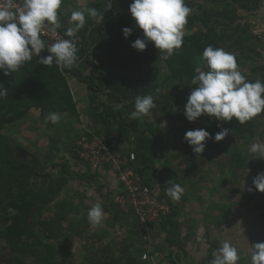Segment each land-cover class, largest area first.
Listing matches in <instances>:
<instances>
[{
  "label": "rangeland",
  "instance_id": "rangeland-1",
  "mask_svg": "<svg viewBox=\"0 0 264 264\" xmlns=\"http://www.w3.org/2000/svg\"><path fill=\"white\" fill-rule=\"evenodd\" d=\"M131 2L97 0L91 8L97 9L98 16L86 15L88 20L77 35L88 56L75 66L78 75L69 70V75L64 73L70 100L56 105L50 98L51 109L47 111L61 113L62 121H46L47 115L28 99L26 104H17L19 111L25 110L24 115L0 126V207L7 212L0 221V264H19L17 260L24 264H140L142 251L153 252L160 264H175L176 249H185L186 241H191V237L181 238L182 207L188 209L189 225L193 202H200V211L207 215L209 198L223 197L219 184L224 178L231 185L233 214L239 207L242 213L264 217V193L252 184L257 174L264 172V158L248 151L252 143H264V111L243 124L235 118L219 121L207 115L190 122L184 115L194 87L191 80L195 68L207 71L202 52L208 45L234 53L247 80L264 83V0H185L192 10L183 29L186 46L166 59L154 42L143 51L131 47L137 38H143V30L135 26L130 14ZM125 27L132 29L127 38L122 31ZM65 29H60L63 34ZM31 62L24 65V70L30 69ZM101 72L105 80L98 78ZM3 76L0 72L2 84ZM6 77L19 81L10 74ZM88 84L94 85L93 89H88ZM69 88L82 98L79 110ZM147 94L153 95L156 107L149 116L129 119L135 96ZM10 97L16 96L8 94L6 98ZM200 128L212 138L197 155L184 136ZM222 129H229V134L216 142L214 137ZM91 133L120 149L134 152L140 147L138 153L147 161L139 165L138 172L175 208L166 230L151 224L150 243L131 216L120 218L115 211L116 185L103 190L95 174L91 177L97 185L93 190L106 215L100 226L89 223L87 212L96 200L92 192L85 193L82 171L72 155L75 141ZM23 163L40 175L29 174ZM170 180L185 190L179 201L165 195ZM86 194L89 201L83 202ZM22 197L30 203L27 230L9 242L3 237V227L13 228L11 217L19 211L11 202ZM185 228L191 230L188 224ZM3 246L7 251L9 248L7 255Z\"/></svg>",
  "mask_w": 264,
  "mask_h": 264
},
{
  "label": "clouds",
  "instance_id": "clouds-1",
  "mask_svg": "<svg viewBox=\"0 0 264 264\" xmlns=\"http://www.w3.org/2000/svg\"><path fill=\"white\" fill-rule=\"evenodd\" d=\"M62 0H22L17 7L14 0H6L0 5V72L5 76L18 71L26 63L32 61L33 56L39 57L38 63L51 67L54 63L62 69H71L79 59L78 32L86 23V15L92 18L98 16L96 8L74 9L69 18L71 25L64 32L67 39H57L48 45L41 38L45 28L55 35L62 28L58 11ZM111 8V5H108ZM129 11L135 26L143 30V38H137L131 47L143 51L150 42L164 58L171 56L175 50L182 47L184 27L191 14V8L185 0H132ZM125 38L131 35L132 29H122ZM46 50L48 55L41 57ZM202 59L206 61L207 71L200 66L195 68L192 77V91L188 96L184 115L188 121H195L202 115L215 117L219 121H231L235 118L243 124L264 111V83L259 79L248 81L237 63L234 53L223 48L208 45L202 52ZM158 91V90H157ZM8 96V90L0 83V99ZM153 95H137L134 98V111L129 119L140 120L149 116L155 108ZM62 114L49 112L46 121L52 124L60 122ZM229 134V129H222L216 133V142L222 141ZM211 134L204 128L189 130L184 140L192 147L195 154H202L206 141ZM248 151L264 158V143H252ZM165 195L173 201H179L184 194V188L168 181ZM254 188L264 193V172H260L253 179ZM252 191V188L248 189ZM106 213L101 203H95L87 212L89 223L100 226ZM251 253V264H264V242L255 243ZM210 264H237L240 259L239 251L228 240L221 242V246L214 250Z\"/></svg>",
  "mask_w": 264,
  "mask_h": 264
},
{
  "label": "crops",
  "instance_id": "crops-1",
  "mask_svg": "<svg viewBox=\"0 0 264 264\" xmlns=\"http://www.w3.org/2000/svg\"><path fill=\"white\" fill-rule=\"evenodd\" d=\"M96 1L97 0H62L61 9L58 11L59 20L62 24V27L64 29H67L71 26L69 24V18L71 12L74 9H83L86 7L91 8L93 4L96 3ZM87 20L88 19H86V21ZM80 62L82 61H78L76 66ZM66 74L69 75V73ZM66 74H64V76H66ZM67 79H71V75L67 76ZM69 85L71 84L69 83ZM70 93H72V95L74 94L73 101L76 102L77 109L80 108L79 105H81L80 101L82 98L78 97V93H74L72 91ZM43 115H47V112ZM60 121H62V118ZM115 147L119 148V145ZM74 156L76 157V155H72V157L75 159ZM75 160L79 163V168L81 169V173L83 174L81 176V180L84 181V187H86L84 188V191L85 193L87 191L92 192L94 195L93 198L96 200V203L97 200L100 199L97 197V194L95 192L96 189L94 188V186L96 187L97 185H94V180L91 179L94 174L98 178L99 185L103 190L106 189V187L114 188V185H116V194L122 191V187L114 173V170L110 166L101 167L95 170L90 169L84 162L78 160L77 158ZM220 185H222L220 189H222L224 192V194L222 193L223 197H217V200L214 199L215 197L211 199L209 198V209H207V215L202 213L204 210L200 211V202L192 203L193 209L191 213V225H189V214H187L188 209H184L182 207L181 213L183 215L181 216L180 221L184 226L181 229V238L184 239L191 237V241H186L185 249L183 247L176 249L175 264H210V261L213 259V251L218 249L221 246V242L224 240H228L230 243L237 247L240 255V259L237 264H251V246L258 242H264V217H262L263 214H247V211V213H242V210H240L239 207L235 209L237 213L233 214V200L229 197L231 196L229 195L231 190L230 182H227L226 178H224L223 182H220L219 186ZM93 188L95 189V191L93 190ZM226 189L229 192L225 194ZM81 200L83 202L89 201V196H87L86 194L81 198ZM114 204L115 211L118 212V216L124 219L127 218V216H131L134 220L137 230H139L142 234V237L148 243H150L151 227L148 228V230L140 228L132 215H126L122 213L118 209L116 203ZM184 212L186 213V215ZM202 215L205 216V220L203 219L204 222L201 220ZM187 224L188 228L191 227L190 231L185 228ZM204 226L207 227L206 230L204 229ZM146 250L149 251V249ZM149 254L157 258V256L153 252H149ZM141 264H143V262Z\"/></svg>",
  "mask_w": 264,
  "mask_h": 264
},
{
  "label": "trees",
  "instance_id": "trees-1",
  "mask_svg": "<svg viewBox=\"0 0 264 264\" xmlns=\"http://www.w3.org/2000/svg\"><path fill=\"white\" fill-rule=\"evenodd\" d=\"M189 26H192V24H189ZM186 40H189V38H187ZM183 45L186 46L185 40H184ZM77 46L79 48V52L77 53L79 57L78 61H80L81 59L85 57V55L88 56V51H86V49L83 47L84 45L81 44L80 42H78ZM46 55H48L46 50H43L40 53L41 57L46 56ZM37 59H39V57L36 58L33 56L30 69L24 70V66H22L18 71L14 72L13 74H10L12 76H15L19 81H16L15 79H12L11 77L9 78V77L3 76V85L5 89L8 90V94L10 96H16V97L14 98L10 97V99H7V98L3 99V109H0V126L2 124L3 125L10 124L12 121L19 119L22 115H24L26 113L25 110L19 111L17 108L18 106L17 104H20L21 102L26 104L28 103V99H31L30 104H32V106L34 105L35 106L34 108H39L41 114L46 113L47 111H49V109H51L49 107L51 106L50 103L52 102H54L52 104L57 103L56 105H61L62 102L66 100V98L70 100L69 91L67 89V85L64 79L65 77L64 73H67V70H69L73 72L74 74L78 75V72L75 69V66L72 67L71 69H65L64 72H62L61 69L55 65V63L51 67H46L44 65L39 64ZM102 72H101L102 76L99 75L98 78H103V80H105L106 78L105 74ZM19 73L24 75V76L21 75L23 76L22 78L24 79H22L21 77H18ZM87 87L88 89H91V88L93 89L94 85L88 84ZM23 89H26L28 91H25L24 93ZM21 91L23 93H21ZM50 98H54L52 102H50ZM27 106H29V104L25 105V107ZM53 109H57V108H53ZM112 115L114 116V114ZM135 136H137V134H135ZM139 148L134 149V152L136 154L135 161L138 165V168H139V165L141 166L147 161V158L144 156V154L138 153ZM73 149L75 151L74 154L76 155V158L82 161L76 152L75 144H74ZM123 150H128V149H123ZM3 165H6V164L3 163ZM22 165H24L23 167L25 170L28 169L27 171L29 174L34 173L37 176L40 175L38 174V171H34V170L30 171L29 170L30 166L28 163L26 164L23 163ZM157 197L167 202V199H165L161 194H159V192H157ZM11 206L17 207L19 213H17L16 216L13 215L11 217L14 223L11 231L9 230L10 229L9 227H3V237L6 238V240L9 242L12 239L17 238L21 234L26 232L27 230L26 228L28 226L27 217L30 212V203L27 202L26 197L24 198L22 197L21 200H15L11 202ZM169 208H170V213L166 215L165 217H162L159 223H157L159 226L163 227V229L166 228V226L169 227V225L172 224L171 216L175 208L172 207L171 205H169ZM4 214L7 215L6 208L0 207V221L2 219V215L3 217L5 216ZM0 227H1V223H0ZM169 233L170 232H168V234ZM5 249H7V247L3 246V250L6 251L5 254L7 255L9 252V248H8V251ZM143 252L145 251L141 252L139 259H138V262L140 264L142 263L141 255ZM17 263L24 264L22 261L20 262L18 260H17ZM143 264H148V263L143 262Z\"/></svg>",
  "mask_w": 264,
  "mask_h": 264
},
{
  "label": "built area",
  "instance_id": "built-area-1",
  "mask_svg": "<svg viewBox=\"0 0 264 264\" xmlns=\"http://www.w3.org/2000/svg\"><path fill=\"white\" fill-rule=\"evenodd\" d=\"M6 0H0V5ZM17 7L22 5V0H14ZM41 38L48 45L57 39H67L61 30L53 35L45 28ZM76 152L79 158L87 164L90 169H99L110 166L122 187L117 193L114 201L118 209L126 214L132 215L140 228L148 230L151 224H157L170 213L167 202L157 197V192L151 183L138 172L135 153L132 150L116 148L108 143L103 137L91 133L81 136L75 141ZM141 261L148 264H160L158 259L147 252L141 255Z\"/></svg>",
  "mask_w": 264,
  "mask_h": 264
}]
</instances>
